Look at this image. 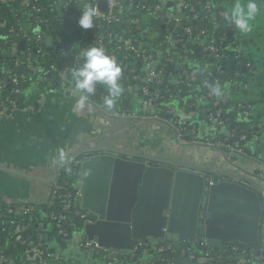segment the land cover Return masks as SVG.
<instances>
[{
	"label": "built area",
	"instance_id": "built-area-1",
	"mask_svg": "<svg viewBox=\"0 0 264 264\" xmlns=\"http://www.w3.org/2000/svg\"><path fill=\"white\" fill-rule=\"evenodd\" d=\"M218 2L219 0L216 6L206 3L203 12L198 14L196 7L188 0H0V10L3 5L19 4L11 10V18L1 15L0 29L6 28V35L2 37L4 40L0 42V47L2 44L4 46L11 44L12 55L25 54L24 51H27L29 61L27 64L29 71L12 77L13 87L10 93L0 99V112L19 109L17 95L22 92L24 84L28 87L33 80L52 86L53 79L58 76L60 86L69 84L75 88L72 71L83 67L85 51L91 47H98L103 48L106 54L113 57L122 67V76L118 83L124 86V91L109 109L105 104L108 97L105 92L108 88L102 84L103 90H99L98 83L95 93L88 98L94 105L116 117L144 116L165 119L175 128L178 137L188 136L194 142L223 146L230 151L243 154L244 147L241 143L247 137L245 134L234 137L236 129H230V122L222 117L224 107L221 100L211 93L209 81L205 80L201 85L205 89L204 96L208 100L209 108L203 107L199 111L206 113V118L218 129H227L228 137L225 139L221 140L217 134L213 137H201L195 127L186 133L188 121L181 119V113L194 115L195 111L190 108L196 106L195 102L179 104L177 101V105L174 104L182 91L180 85L186 86L189 92L193 91L194 84L199 82V75L206 71L202 61H199L198 67L193 70L178 67L176 63L180 57V50L175 44H183L182 53L185 55L182 57L187 59V53L196 49L190 46L200 42L203 51L222 61L214 68L219 76L225 73L226 61L229 60L236 62V68L240 69L243 66L246 70L251 68L249 61H245L239 55H234L235 58L229 57L225 52V49L235 45L236 41L225 46L227 37L225 32L220 31V26L214 33L209 30L211 24H217L216 7H220ZM88 8L95 9L93 27L83 29L78 21L83 11ZM47 10L56 11L60 22L69 27V32L56 35L50 31H41L40 29L49 23V18L44 16ZM23 12L28 15L27 27L22 22ZM224 13L223 10L219 11L221 16H224ZM142 16L147 17L146 22H143ZM191 19H199L205 23L200 30V34L204 36L203 40L199 38L200 36H195L191 25L181 23L182 20ZM126 24L127 28L124 26ZM159 25L166 29L164 33L159 31ZM33 29L36 33L32 36L30 31ZM47 35L53 36L54 39L51 44L44 46ZM22 39L25 40L24 50L20 49ZM156 39L159 40V46L169 44V47L164 52H157ZM31 42L34 43V47L28 46ZM32 48L39 55L49 51L59 63L52 62L47 66L46 61L39 60V55L32 56ZM62 57H72L73 65L63 66ZM137 64L142 65L141 69H138ZM166 67L175 74L167 75ZM177 68H180L179 73H176ZM55 74L57 76H54ZM167 81L177 89L176 92L163 90L162 86ZM4 89L5 81L0 79V91ZM134 93L141 99V105H133L131 96ZM198 95L199 93H194V97ZM128 100L130 105H124ZM237 108L241 110L242 116H248L252 105L239 102ZM81 163L82 159L78 158L58 172L55 180L51 182L50 198L45 203L39 205L11 200L0 201V233L9 235L7 243L0 238V264H50L60 254L56 246H61V241L66 243L71 239L69 229L76 228L79 222L83 224V230L80 231L78 238L79 247L88 255L97 256L107 264H125L133 261L139 250L146 253L154 251L160 257V261L164 255L171 253L185 256L198 263L221 264L217 260L222 255L212 258L209 252L200 256L194 253L195 246H205L204 240H198L196 244H177L169 240L157 243L144 239L138 242L135 250L121 251L104 248L97 240L88 239L84 227L94 223L96 217L81 207ZM257 249L233 246L232 250L241 255L236 264H264L263 254H256ZM166 260L167 264H171L167 258Z\"/></svg>",
	"mask_w": 264,
	"mask_h": 264
},
{
	"label": "crops",
	"instance_id": "crops-1",
	"mask_svg": "<svg viewBox=\"0 0 264 264\" xmlns=\"http://www.w3.org/2000/svg\"><path fill=\"white\" fill-rule=\"evenodd\" d=\"M237 2L247 4L248 0L218 3L227 12ZM256 3L260 11L251 22L252 30L243 33L233 24L229 30L236 41L234 51L249 61L251 68L227 69L225 73L230 76L221 86L223 100L252 105L250 115L257 121V134L245 144L243 154L235 151L225 154L218 149L221 146L178 137L165 119L116 117L88 99L81 104V93L72 86H48L33 80L26 88L22 107L0 112V201L45 203L50 198L49 185L54 174L87 148H113L254 180H257L254 174L264 175V0ZM21 17L27 27L28 15L23 12ZM218 27V23L211 24L209 30L214 33ZM131 98L134 106L141 105L137 94ZM134 100H139V104ZM181 115V119L194 117L184 112ZM216 134L215 125L200 123L201 137ZM80 234L74 233L65 246L57 245L60 254L50 264H107L79 247ZM262 234L264 237V227ZM159 260L157 255L146 254L138 262L127 264H156Z\"/></svg>",
	"mask_w": 264,
	"mask_h": 264
},
{
	"label": "water",
	"instance_id": "water-1",
	"mask_svg": "<svg viewBox=\"0 0 264 264\" xmlns=\"http://www.w3.org/2000/svg\"><path fill=\"white\" fill-rule=\"evenodd\" d=\"M2 32L6 34V28ZM53 39L45 37L47 44ZM20 47H25L24 39ZM73 62L72 57L61 60L63 66ZM226 65L229 71L237 67L234 60ZM229 76V72L220 75L223 80ZM218 149L230 153L223 146ZM78 158L82 159L81 207L96 217L94 223L85 225L84 233L104 248L133 251L144 239L177 244L204 240L209 251L222 250L230 243L261 242L263 174H254V180L113 148L83 149L60 169ZM260 253L264 255V250L258 248L256 254ZM167 259L171 264H208L171 253Z\"/></svg>",
	"mask_w": 264,
	"mask_h": 264
},
{
	"label": "trees",
	"instance_id": "trees-1",
	"mask_svg": "<svg viewBox=\"0 0 264 264\" xmlns=\"http://www.w3.org/2000/svg\"><path fill=\"white\" fill-rule=\"evenodd\" d=\"M190 4L194 5L197 9L198 14H201L204 10V6L206 5V3H211L214 6H216L217 0H188ZM47 4V2H46ZM19 4H15V3H11V4H7V5H3L1 10H0V20H1V15H6L5 18H11V10ZM219 8V9H218ZM216 10H218L216 19H217V23L220 26V31L225 32L226 33V37H227V42L226 45H229L232 41H234L235 39L229 34V30L232 29V26L229 22H227L224 19V16H221L219 14V11L223 10L221 7H216ZM225 12V10H223ZM44 16L49 18V23L46 26H43L40 30L44 31V32H52L53 34L56 35H62L63 33H67L69 32V27L65 24V23H61L59 20V16L57 14L56 11L54 12H49L48 10L44 12ZM142 20L143 22H146L147 17L142 16ZM182 24H188L191 25L194 29V34L196 37H199L201 40H203V37L200 34V30L204 27L205 23L203 21H200L199 19H191L190 21H186V20H182L181 21ZM10 24V23H9ZM129 24V23H128ZM127 28V24L124 25ZM158 29L161 33H164L166 31V29L162 26L159 25ZM31 35L33 36L36 32L35 29H33L32 31H30ZM133 34V33H131ZM136 34V32H135ZM6 34H4L2 32V30L0 29V42H2L4 39L2 37H5ZM185 39V37H184ZM157 45H156V50L157 52H164L168 47L169 44H163V45H158V41L157 40ZM48 45L45 41L44 46ZM180 44V45H179ZM179 44H175L176 47L180 50V57L177 60L176 65L179 67H184V68H188L189 70H193L196 69L199 64V61L203 62V66L206 69V71L202 74L199 75V82L194 84L195 87H193V91L189 92L187 91V87L184 85H180L181 88V92L179 93V98L178 100L175 101V105H177V101L179 102V104H187L189 102H195L194 107H191L190 110H194L195 114L194 117L187 119L188 121V126H187V130L186 133L188 131H190L193 127H195V129L197 130V132L199 133V127H200V123L202 121L209 123L211 125L214 126V124L209 121L206 118V113H201L199 111V109H202L203 107L205 108H209V103L208 100L205 99V89L204 87H202V82L207 80L210 82V85H216L218 84L220 87L222 86L223 82L225 80H223L219 74H217L214 70L215 66L218 63H222V61H220V59L218 58H213L208 52L203 51V46L201 45V43H196L195 45H192L190 47H195L196 49L187 53V59H185L184 56L185 54L182 53V43ZM188 44V42L186 43ZM28 46H32L34 47V43L31 42ZM12 45H6L4 46L3 44L0 47V79H3L5 81V89L4 91H0V99H3L4 97H6L7 93H10L11 88L13 87L12 84V77L14 75H18L20 73H22L23 71H29L27 69V64H29V61H27V51H24L25 54H15L12 55L10 53V49H11ZM25 48V47H24ZM24 48L22 49L20 47L21 50H24ZM51 47H49L50 49ZM47 49V48H46ZM235 49V45H231L228 48L225 49V52L229 55V57L235 58L234 55H238V53L236 51H234ZM31 54L32 56H38L39 54H37L36 50L34 48L31 49ZM240 56V55H239ZM241 57V56H240ZM39 60L40 61H46V65L48 66V64L55 62V63H59L58 59H55V57L53 55L50 54V52L48 51V53H41L39 55ZM138 69H141L142 65L137 64ZM166 69V73L169 76H173L175 74V72L172 73V71H170L167 67ZM228 69V68H227ZM226 69V70H227ZM180 68H177L176 73H179ZM54 76H57L56 74ZM215 79H218L217 81H215ZM54 83L52 86H58L59 85V78L58 76L56 77V79H53ZM154 85V84H151ZM197 85V86H196ZM99 90H103V86L102 84H99ZM124 89V86H122ZM27 88V84H24L22 87V92L20 94L17 95L18 97V101H19V108L22 107L23 105V101H24V94ZM163 90L167 91V90H171L176 92V88H174L171 83L169 81L166 82L165 85L162 86ZM106 95L108 96L109 93L108 91L105 92ZM166 93V92H165ZM194 93H199L198 97H194ZM166 96V95H165ZM216 97V96H215ZM219 99L222 102V106L224 107V114L222 115V117L226 120H228L230 122V129L235 128L236 132L234 137H238L240 134H245L246 135V140L243 141L241 143V145L244 147L245 149V144L253 137L257 134V124H256V120L253 119V116L248 114V116L246 117H241L243 114L241 112V110H239L237 108V105L239 102H232V101H225L222 99V97L220 96ZM246 103V102H245ZM173 104V105H174ZM124 105H130V101H126ZM10 112V111H8ZM217 135L218 137L223 140L226 137H228L227 135V129H223V128H217ZM76 228H72L69 229L71 231V238H73L74 233L76 232H80L81 230H83V224H81L80 222L77 223ZM0 238L2 239V241L4 243H7V240L9 238V235L7 233H0ZM180 244H189L187 242H182ZM61 246H65V242L61 241ZM233 246H239V247H256V248H260L262 250H264V237L263 234L261 236V242L258 245H254V244H241L239 242L236 243H230L227 244L224 249L219 250V249H215L212 251H209L206 249L205 246H195L193 248V251L196 255L200 256L202 254H204L205 252H209L212 258H216L218 255H222L221 258H219L217 261H219L221 264H236V262L240 259L241 255L237 254L235 251L232 250ZM20 248V247H18ZM146 254H150V255H155L156 253L154 251H148L143 252V250H139L137 251V255L132 259L135 262H138L140 259L144 258V256ZM95 258H97V256H94ZM167 255L163 256V260H159L156 263L157 264H167ZM263 260H264V255H263ZM127 264V263H126ZM248 264V263H247ZM253 264V263H252Z\"/></svg>",
	"mask_w": 264,
	"mask_h": 264
},
{
	"label": "clouds",
	"instance_id": "clouds-1",
	"mask_svg": "<svg viewBox=\"0 0 264 264\" xmlns=\"http://www.w3.org/2000/svg\"><path fill=\"white\" fill-rule=\"evenodd\" d=\"M259 11L256 0H248L247 4L237 2L224 13V19L241 32L248 33L252 30L251 22L255 20ZM94 15L95 9H86L78 21L79 25L83 29L92 28ZM83 57V67L71 73L75 89L81 93L80 103L83 104L90 95L94 94L96 85L100 83L108 88L109 95L105 99V104L111 109L124 91L118 83L122 76V67L113 57L107 55L103 48L91 47L83 53ZM209 87L211 93L218 98L224 94L218 84L209 85ZM63 158L64 154L61 152L60 159L63 160Z\"/></svg>",
	"mask_w": 264,
	"mask_h": 264
},
{
	"label": "rangeland",
	"instance_id": "rangeland-1",
	"mask_svg": "<svg viewBox=\"0 0 264 264\" xmlns=\"http://www.w3.org/2000/svg\"><path fill=\"white\" fill-rule=\"evenodd\" d=\"M135 104H139V100H134ZM52 184L49 185V193H51ZM10 201V200H8Z\"/></svg>",
	"mask_w": 264,
	"mask_h": 264
}]
</instances>
